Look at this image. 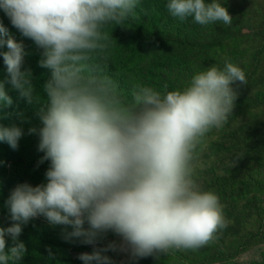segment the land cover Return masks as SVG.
Wrapping results in <instances>:
<instances>
[{
  "label": "clouds",
  "instance_id": "1",
  "mask_svg": "<svg viewBox=\"0 0 264 264\" xmlns=\"http://www.w3.org/2000/svg\"><path fill=\"white\" fill-rule=\"evenodd\" d=\"M225 3L167 0L166 8L180 22L231 26ZM139 4L0 0L13 27L41 50L38 64L49 72L38 91L31 70L22 68L24 45L0 23V48L6 47L0 51L6 71L0 115L31 124L25 110L4 111L14 103L9 91L16 92L38 120L27 130L38 137V165L49 161L45 183H19L4 201L11 223L0 226V264H21L28 249L18 238L39 217L61 226L66 241L93 245L78 255L83 264H112L108 251L132 259L195 251L228 226L219 195L197 182V169L207 134L233 115L246 73L225 58L194 73L183 88L168 91L165 85L162 91L137 83L128 99L98 61L108 47V27L122 25ZM24 135L15 123L0 124V142L13 150ZM108 233L119 244L96 247Z\"/></svg>",
  "mask_w": 264,
  "mask_h": 264
},
{
  "label": "rangeland",
  "instance_id": "2",
  "mask_svg": "<svg viewBox=\"0 0 264 264\" xmlns=\"http://www.w3.org/2000/svg\"><path fill=\"white\" fill-rule=\"evenodd\" d=\"M220 2H224V0H220ZM227 2L228 11L233 16L232 25L227 27L229 35L233 41L235 40V43L237 42V47L245 55L244 58L234 63L242 69L247 68L243 64L250 62L249 55L251 53H254L255 56L258 53L262 54L260 51L264 48V33L253 32V27L261 30L264 26V0H227ZM166 3L167 0H140L135 15L132 16L135 25L138 27V22L146 18L150 23H145V25L150 28L149 15L151 11H156V24L159 32L160 28L167 30V26L173 28L175 24L174 31L182 35L183 42H174L165 46L161 44L160 40L150 39L151 36H146V39L149 40L145 43H139L138 37L141 32L136 31L133 26L129 29L127 36L118 33L113 26L108 27L115 36L109 35L108 47L102 53L98 63L102 71L115 82L118 91L128 99H131L132 88L137 83L152 86L162 91L166 84H168V91L183 88L193 74L182 76L180 74L182 68L177 66H193L194 63L199 61V59L192 57L199 53L203 46L198 47L197 41L187 40V38H193L196 33L199 34L204 26L194 23L192 18L180 22L171 17L166 8ZM245 12H250L252 17L254 16L253 20L249 21L250 25H248V21L243 20ZM0 23L7 28L9 34L17 42L24 45L27 55L24 58L22 68L31 71L40 68L38 61L41 58V50L37 48L31 39L24 37L13 27L3 10H0ZM222 26L224 27L223 24ZM237 30L240 31L237 32ZM144 35H147V32ZM115 38L122 40L123 43H114ZM1 49L6 51V47ZM33 52L38 54L36 59L33 58ZM172 52H175L174 56ZM212 54L218 55L220 60L226 58V51L218 44L211 46L210 55ZM180 58L183 62L180 61ZM186 58H188L187 63ZM258 60H260L259 65L254 62L251 66L255 67L259 74L264 75V50ZM212 63L214 62L211 60L206 65ZM217 64L222 65L223 62ZM45 71L48 70L45 69ZM4 76L5 74L2 75V78ZM158 77L163 80L162 83H159ZM249 82H247V85H241L237 88L239 96L235 102L233 115L229 117L228 123L230 118H236L237 113L244 108L245 102H253L251 111L254 113V117L259 119L254 128L257 126L256 131L260 135L264 132V83L251 85ZM234 87H237V85ZM6 88L10 89V86L6 85ZM259 94L263 95L258 97ZM239 101H242L243 106L238 103ZM240 118L241 116H239ZM228 123L222 128L214 129L208 133L201 145L197 182L202 187L203 181L216 179V176L211 172L213 167L222 168L221 172L230 167L229 163L235 150L228 151V148L233 145L232 140L227 139L231 130V127L228 129ZM233 123L234 119L231 120V124ZM259 140L264 141V134L259 136ZM21 147L28 148L20 142L18 149L13 150L7 143L0 142V226L4 227L10 226L11 223L8 210L4 205L10 191L19 183L27 182L32 186H36L46 182L45 178L40 177L36 169L33 170L26 165L28 162L30 164L35 162V158H33L36 157L35 147L31 152L24 150L20 157H17L18 155L14 156L15 158L9 156L8 152L13 156L19 152ZM212 147L219 150L224 149L225 152L214 155ZM44 163V169L39 171L43 175L49 166L46 162ZM220 177L223 178V175H220ZM260 177L264 180V174ZM255 195L258 198V192H255ZM225 207L226 205L224 209ZM242 207L243 201L232 205L233 214L224 211L228 226L218 233V238L213 243L198 250H172L168 254H160L158 257L149 256L140 259H132L127 252L119 250L108 251L104 254L111 258L112 264H228L217 260L219 255L215 246H218L221 252L225 253L229 264H264V198L259 200L258 211L244 212ZM18 239L24 242L28 249L21 264H83L77 258L78 255L83 252L90 253L93 250V245L83 244L79 239L66 241L63 238L61 226H51L43 217L36 218L25 225ZM111 241H116L119 244L120 238L108 233L104 239L97 243L96 247H104ZM8 243L11 244L10 238ZM49 249L53 257H48Z\"/></svg>",
  "mask_w": 264,
  "mask_h": 264
},
{
  "label": "trees",
  "instance_id": "3",
  "mask_svg": "<svg viewBox=\"0 0 264 264\" xmlns=\"http://www.w3.org/2000/svg\"><path fill=\"white\" fill-rule=\"evenodd\" d=\"M210 0H206V2H209ZM224 3V2H221ZM228 2L226 0V3L224 6H227ZM156 11H151V14L149 15V19L151 21L150 28H148L146 24L150 23L146 18L141 19V21L138 22V27L135 25V22L132 18V16L126 20L122 25L113 26V28L118 33H123V36L128 35L129 29H131V26L135 28L136 31L141 32L139 35V43H145L147 40L146 36H151L150 39L155 38L157 40L161 41L162 45L168 46L174 42H183V37L179 32L174 31L175 30V24L174 27L167 26V30L160 28V32L157 29L156 24ZM147 14V13H146ZM243 20L248 21V25H250L249 21L253 20L252 14L250 12H245L243 14ZM264 19V18H263ZM228 26L224 25L222 26L221 23L217 24H211L208 26H204L199 34H195L193 38H187V40H194L197 41V46L200 47L203 46V49L197 53L193 54L194 56L192 58L199 59L198 63H194L193 66H177L179 68H182V71H180V74L182 76L191 75L198 71H201L207 66L206 64L209 61H213L214 63L223 62L224 59H219L220 57L218 55H210L211 53V46L213 44H218L224 48V51H226V58H231L233 62H238L239 59L244 58L245 55H243L242 50H240L235 40L233 41L231 36L229 35V29ZM133 30V29H132ZM258 28L253 27L254 33H264V26L261 30H258ZM107 31H110L109 28ZM240 31V30H239ZM237 30V32H239ZM133 32H135L133 30ZM147 32V35H144V33ZM109 35H114L111 31L109 32ZM115 36V35H114ZM264 38V37H263ZM156 42V41H155ZM114 43H123L122 40L115 38ZM190 43V42H189ZM233 43H235L233 45ZM264 48L261 49V53L263 54ZM0 51L2 49L0 48ZM197 52V51H196ZM175 52H172L174 56ZM262 54H255L251 53L249 55L250 62L246 65L247 68H243V70L246 73L247 82L251 85H258L259 83H264V75L261 73H258V70L255 67H252V63H257L259 65L260 60H258ZM38 56L37 53L33 52V58L36 59ZM164 58H166L164 56ZM181 59V58H180ZM188 62V58H186ZM174 61V60H173ZM179 61V60H178ZM183 62V60H180ZM241 65V66H243ZM44 71V72H43ZM34 77V80L37 83V89L40 91L42 89V82L48 77L49 72L45 71L43 68H36L31 71ZM6 74L5 66L3 64V59L0 57V79L2 78V75ZM159 83H162L163 80L158 77ZM168 86V84H166ZM236 86V85H234ZM241 86V85H239ZM264 89V84H263ZM264 94V93H263ZM263 94H259V96H262ZM9 95L13 99V106L12 108L6 109L4 111L11 112L13 110H25L26 115H28L31 118V124L25 123L23 125H20V121L16 119L14 116L10 118H4L2 115H0V124H3L4 126H8L11 123H15L18 126L23 127L25 135L20 139L21 144H25L26 147L19 148V152L15 153L13 156L10 155V152H8L9 156L12 158L16 155L17 157H20L21 154L24 152V150L31 152L35 145H38V137L36 135H29L27 133V130L30 126L38 125V120L33 116L32 109L27 108L23 100H17L18 94L14 91H9ZM242 105V101L238 102ZM253 102H245L244 108H242L238 113L236 118L232 117L230 118V121L228 123V129L231 127L230 130V136H227V139H231L233 145L228 148V151H234L232 154V159L230 160V167H227L226 169L221 172L220 167L215 166L211 170L213 175L216 176L215 180H205L203 181V188L205 190H213L215 191L220 199L221 203L226 207L224 211L227 213H232V205L235 203H239L243 201V210L244 212H250V211H258L259 210V200L264 198V180L260 177L262 174H264V141L259 140V136L262 134H257V126L254 128V125L259 121L257 117H254V113L251 111V106ZM243 106V105H242ZM239 116L241 118L239 119ZM234 119V123L231 124V120ZM238 125V127H237ZM19 142V143H20ZM215 142L213 143V145ZM214 155H218L221 153H224V149L219 150L213 148ZM1 155V154H0ZM43 155L42 152L37 151V146L35 147V162H32L31 164L28 162L26 165L29 168H32L33 170L36 169L39 173L40 177L42 179L45 178L43 174H41L39 171H42L45 167V163L38 165V159ZM15 158V157H14ZM26 159V158H25ZM47 164H49V161H44ZM220 175H223V178L220 177ZM255 192H258V198L255 195ZM238 198V199H236ZM217 250V254L219 255L217 260L227 262L229 264L228 258L225 256V253L221 252V250L218 248V246H215ZM216 254V255H217ZM211 257V255H210ZM28 264V263H25Z\"/></svg>",
  "mask_w": 264,
  "mask_h": 264
}]
</instances>
